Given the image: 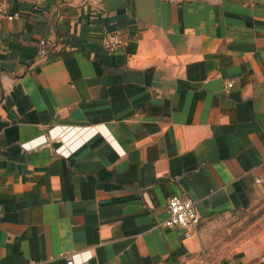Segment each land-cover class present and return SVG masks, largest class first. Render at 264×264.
<instances>
[{"label": "crops", "instance_id": "obj_1", "mask_svg": "<svg viewBox=\"0 0 264 264\" xmlns=\"http://www.w3.org/2000/svg\"><path fill=\"white\" fill-rule=\"evenodd\" d=\"M263 191L264 0H0V264H209L207 221Z\"/></svg>", "mask_w": 264, "mask_h": 264}, {"label": "rangeland", "instance_id": "obj_2", "mask_svg": "<svg viewBox=\"0 0 264 264\" xmlns=\"http://www.w3.org/2000/svg\"><path fill=\"white\" fill-rule=\"evenodd\" d=\"M206 224L210 244L204 252L209 264H219L245 240L254 238L264 245V191L242 209L216 215Z\"/></svg>", "mask_w": 264, "mask_h": 264}, {"label": "built area", "instance_id": "obj_3", "mask_svg": "<svg viewBox=\"0 0 264 264\" xmlns=\"http://www.w3.org/2000/svg\"><path fill=\"white\" fill-rule=\"evenodd\" d=\"M18 16L19 14L17 12L6 14V17L9 20L17 19ZM124 44L125 39L120 33L115 31H104L101 38V48L107 54L112 55L117 49L122 48ZM231 86V82L226 83L227 88H230ZM66 130L67 129L64 131ZM42 138V141H40L41 143L39 142L38 144H34L31 148H35L36 146L48 142L49 137L48 139L45 137ZM52 140L59 143V145L54 150L55 153L66 156L68 152H65L64 150L65 141L63 133L58 134ZM166 211L167 218L163 221V225L167 228L179 229L182 233L183 239L190 238L200 221V216L197 212L195 202L191 198L184 195H172L167 200ZM79 254L81 253L69 255L66 258V264H84L91 258V255L86 252L85 257L76 262L75 257Z\"/></svg>", "mask_w": 264, "mask_h": 264}]
</instances>
